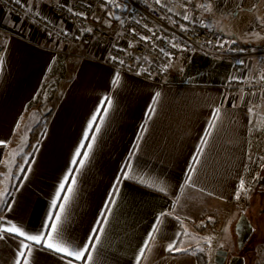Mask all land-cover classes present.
Instances as JSON below:
<instances>
[{"label":"crops","instance_id":"obj_1","mask_svg":"<svg viewBox=\"0 0 264 264\" xmlns=\"http://www.w3.org/2000/svg\"><path fill=\"white\" fill-rule=\"evenodd\" d=\"M52 1L28 0L24 7L72 31L51 11ZM245 1L246 19L215 32L264 47V0ZM0 31L8 38L0 59V227L10 221L28 234H47L44 225L60 211L52 202L67 175L57 205L64 203L72 177L76 182L58 239L73 250L94 244L88 264H137L158 217L160 231L139 264H198V229L208 222L220 221L235 236V207L249 206L264 180V92L230 93L227 86L264 76V58L236 63L193 50L159 82L103 64L98 44L84 54L2 8ZM105 97L111 99L110 107L103 105L106 114ZM97 109L103 121L98 115L89 130ZM77 148L81 155L72 164ZM241 180L245 190L237 199ZM21 240L3 234L0 264H14ZM174 240L189 251H165ZM32 247L31 264H85Z\"/></svg>","mask_w":264,"mask_h":264},{"label":"built area","instance_id":"obj_2","mask_svg":"<svg viewBox=\"0 0 264 264\" xmlns=\"http://www.w3.org/2000/svg\"><path fill=\"white\" fill-rule=\"evenodd\" d=\"M0 8L34 23L38 31L47 35L51 33L49 36L69 46H79L84 54L93 44H98L103 49V64L159 82L167 81L176 60L193 50L236 63L250 57L262 62L264 58V47L244 44L233 36L215 32L201 8L192 0H160V3L156 0L52 1L51 11L72 25V31L60 29L52 21L17 5L14 0H0ZM102 8L118 10L120 23L114 31L94 24L93 18ZM76 12L86 15L78 16L74 14ZM185 15L189 19L185 20ZM89 28L91 32L87 31ZM141 36L152 39L141 41ZM7 43V36L0 31V59L6 52ZM173 44L177 46L173 47ZM120 60L124 63L121 64ZM227 90L230 93H261L264 92V80L232 81Z\"/></svg>","mask_w":264,"mask_h":264},{"label":"rangeland","instance_id":"obj_3","mask_svg":"<svg viewBox=\"0 0 264 264\" xmlns=\"http://www.w3.org/2000/svg\"><path fill=\"white\" fill-rule=\"evenodd\" d=\"M192 1H194L198 7L203 5V7L200 8L204 16L211 22L214 30L216 29L218 32L226 29L229 25L232 27L237 26L246 19L245 0ZM251 1L252 0H248V2ZM207 9H210V11ZM237 12L239 14H237ZM94 20L96 21L94 22L95 25L114 31L120 23V14L118 10L113 8H102L97 11L96 19L93 18V21ZM248 207L249 206L235 207L236 219L233 221L236 223L240 215L245 214L254 227L255 232L250 238V242L248 241V246H246L243 251L238 250L236 233L234 237L229 236L227 234L228 229L221 225L220 221L219 225L216 221L213 224L208 222V227L203 226L201 229H198L202 236L201 238L197 235V238L201 240V248L203 249V252L199 254L202 256V264H230L231 259L235 256L244 257L246 264H264V224L261 223V220L264 219V211L262 214L258 215L256 211L255 213H250ZM226 209L230 210V208ZM212 215H215V213H212ZM223 215L224 219L221 221L227 224L229 211L225 212ZM214 219L216 220L218 218L215 217ZM258 230L260 232L259 234H257Z\"/></svg>","mask_w":264,"mask_h":264},{"label":"snow or ice","instance_id":"obj_4","mask_svg":"<svg viewBox=\"0 0 264 264\" xmlns=\"http://www.w3.org/2000/svg\"><path fill=\"white\" fill-rule=\"evenodd\" d=\"M14 2L17 4V5H21L22 7L26 6L28 4V0H14ZM109 3H112V0H108ZM157 3H160V0H156ZM119 6V5H117ZM200 7H203V5H201ZM69 11H72V8H69L68 9ZM171 9H169L170 11ZM210 11V9H207ZM75 15H78V16H85L86 14L83 13V12H76L74 13ZM38 15V13H37ZM184 19L187 20L189 19V17L187 15L184 16ZM145 27H147L145 25ZM87 31L91 32L92 29H87ZM134 31V30H133ZM49 35H51V33H49ZM77 39H79V37H76ZM141 41H147V40H150L152 39V37H149V36H141L140 37ZM177 45L173 44V47H176ZM161 51H163V49H161ZM110 59L112 60H116L117 58L116 57H110ZM0 62H2V60H0ZM121 64L124 63L123 60H120L119 61ZM241 63H243L241 61ZM262 80H264V76L261 77ZM119 82H120V76H119V73L117 72L114 79L112 80V84L114 85H119ZM160 94L159 93H156V96L158 97ZM107 104L109 107L111 106V99L110 97H105L104 100L101 102V106L103 107L104 104ZM233 107H235V105H233ZM151 110H154V109H150ZM108 111V107H103V112L104 114H106ZM249 111H252L251 109H249ZM219 113H220V109H216L215 112H214V117L215 118H218L219 116ZM100 116V121L102 122L103 121V115H100V109H97V112L95 114H93L92 118H91V121L89 122L88 124V129L90 130L92 128V125L94 122L97 121V116ZM96 130L99 131V124H97V127H96ZM88 137V133L85 132V138ZM92 141L95 140V135H93L91 137ZM5 143L4 141H0V144H3ZM80 147H84L83 143H81ZM88 149H91L92 147V143H89L87 145ZM81 155L80 153V149L77 148L76 152H75V156L73 158V160L71 161L72 164H76L77 163V160L75 159V157H79ZM84 159H81L79 161V164L81 166H83L84 162H85V159L87 158L88 156V152L85 151L84 154ZM126 167H130V165H126ZM73 170L72 169H69V173H71ZM124 178H129L128 177V173L125 172L124 173ZM119 180V177L117 178ZM189 179H191V177H189ZM69 180V176H65L64 177V180L63 182H61V184L59 185V190L57 191L56 193V198L53 200L52 202V207L53 208H56V207H59L60 211L57 212L55 214V218L53 220V222L49 225V224H45L44 227L48 229V232L47 234L41 232L39 234H28L27 232H25L21 227L17 226L16 224L14 223H11L10 221L7 222V226H3V227H0V239H3V234L7 233V234H14L15 236H18V237H22L23 240L20 241V246H19V251L17 252V256H16V259L14 261V264H31V255H32V252H33V247L32 245H40L42 246L43 248L47 249V250H50V251H53L55 253H61L63 254L64 256H67V257H72L74 258L75 261H81V260H84L85 261V264H88V262L92 259V255H91V252L89 251V248L92 247L94 248L95 245L92 244V245H89V244H85V246L79 250H73L70 246H68L66 243H64L61 239H58V236H59V222H60V219H61V213L63 212L64 210V207H65V203L70 199V195L71 193L73 192V187L72 185L75 184V178L72 177V180H71V184H68L67 186V189H66V195L63 197V201L64 203H61L60 205H57L56 204V200L60 199V192L62 191H65V185L66 183L68 182ZM141 183H146L143 179H141L140 181ZM149 186H152L151 184H149ZM245 190V182L243 180L240 181V184H239V188L237 190V192L235 193V196L237 199L240 198L241 196V193ZM159 191L163 192L165 191L164 188H159ZM164 215H166L165 213H161V217H163ZM167 215H171V213H168ZM3 218H0V220H2ZM50 219H51V216H50ZM177 220H179V217L176 218ZM212 218L209 217V220H211ZM161 223V219L158 217L157 218V222H156V225L153 226V229H152V232H150L148 234V237L147 239L145 240V243L143 245V247H141L140 249V252H139V256L137 257V264H139V260L140 258H142L145 254V252L149 249V246H150V243L152 241L155 240V234L157 232L160 231V229L157 227V225H159ZM93 231H98L97 229H93ZM185 235H187V232L184 233ZM96 239L98 240V237H96ZM210 239V238H208ZM178 241H172V242H169L165 248V251H168V252H188L189 249L188 248H181L178 246ZM199 251L203 252V249H199ZM87 254V255H86ZM68 264H73V261L72 260H69L68 261Z\"/></svg>","mask_w":264,"mask_h":264},{"label":"water","instance_id":"obj_5","mask_svg":"<svg viewBox=\"0 0 264 264\" xmlns=\"http://www.w3.org/2000/svg\"><path fill=\"white\" fill-rule=\"evenodd\" d=\"M235 233L237 235L238 249L241 250L254 233V227L245 214H241L235 224ZM230 264H246L245 258L242 256H235L231 259Z\"/></svg>","mask_w":264,"mask_h":264},{"label":"trees","instance_id":"obj_6","mask_svg":"<svg viewBox=\"0 0 264 264\" xmlns=\"http://www.w3.org/2000/svg\"><path fill=\"white\" fill-rule=\"evenodd\" d=\"M248 211H250V213H256L258 215L262 214L264 211V180H260V185L257 188V191L252 195L251 197V201H250V205L248 207ZM256 215V214H255ZM261 223L264 224V219L261 220ZM255 232V230H254ZM259 230L257 231V234H259ZM250 242V240H249ZM249 242L243 247V249H241L242 251L245 250L246 246H248ZM239 250V249H238ZM239 250V251H241ZM201 255H198V264H202L201 263Z\"/></svg>","mask_w":264,"mask_h":264}]
</instances>
